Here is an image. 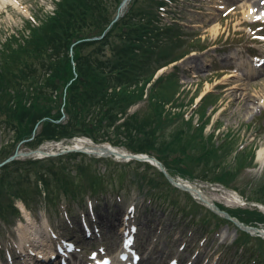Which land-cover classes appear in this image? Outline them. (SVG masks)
Returning <instances> with one entry per match:
<instances>
[{
    "label": "trees",
    "instance_id": "obj_1",
    "mask_svg": "<svg viewBox=\"0 0 264 264\" xmlns=\"http://www.w3.org/2000/svg\"><path fill=\"white\" fill-rule=\"evenodd\" d=\"M122 1L59 0L54 2V12H43V16L37 19L38 25L28 20L24 32L11 33L5 40L0 39V124L14 133V142L31 139L40 124L35 139L26 143L34 146L83 136L100 143L98 135L101 132L103 137L114 133L117 140L112 144L115 146L124 145L136 154L154 155L157 152L154 156L164 163L173 177L190 181L206 179L205 175L196 174L194 166L205 162L214 168L213 176L208 180L230 187L237 174L250 167L254 151L244 149L237 153L231 140L217 144L214 132L205 134L210 120L207 107L213 105L217 97L209 93L203 98L196 111L200 124L195 125L193 116L185 119L183 111L173 112L167 107L169 104L174 109L183 107L173 104L181 92L175 74L168 73L154 80L161 68L179 61L191 51L182 43V26L162 22L158 10L167 2L132 0L124 16L112 25L104 38L88 41L106 32ZM145 101L144 115L140 111L128 113L132 106ZM64 116L67 121L62 123ZM177 120L181 124L179 122L176 126L172 141L158 150L157 131ZM12 144L3 145L0 154L7 152ZM232 151L237 153L235 164L225 165L222 159ZM78 156L87 157L75 153L68 155L66 161L62 158L29 160L28 163L17 161L15 168L7 166L0 171V216L8 218V212L18 214L14 207L15 199L30 205L26 200L28 187L25 182L32 177L38 186L42 185L38 188L39 193L45 192L51 203H56L57 197L51 189L49 177L64 189L67 198L76 199L77 193H84L86 186L75 183L67 162L75 158L74 163L78 164L75 178L82 179L88 174L85 169H92L93 161L81 164L77 162ZM106 163L110 166L115 161L110 158ZM131 163L154 169L170 190L180 191L150 164L132 161L129 165ZM88 177L89 190L93 194L102 193L104 176L91 173ZM145 179L142 174L141 181ZM150 183L153 188L160 186L159 182ZM7 185H10L12 195L5 192ZM258 186L255 200L264 205V185ZM71 189L75 192H70ZM186 194L193 201L190 211L198 216L197 203L190 194ZM219 207L246 225L264 226V213L257 208L228 210L222 205ZM209 212L220 219L222 225L237 228L232 221ZM238 232L237 253L246 258L251 243L259 242V258H264V240L241 229ZM242 250L246 253L241 254ZM251 257L254 258V254Z\"/></svg>",
    "mask_w": 264,
    "mask_h": 264
},
{
    "label": "rangeland",
    "instance_id": "obj_2",
    "mask_svg": "<svg viewBox=\"0 0 264 264\" xmlns=\"http://www.w3.org/2000/svg\"><path fill=\"white\" fill-rule=\"evenodd\" d=\"M55 1L59 0H0V39L5 40V37L11 33L24 32L25 24L31 19L32 14L36 20H39L43 12L52 13L56 8ZM250 5L247 0H175L162 16L167 22L175 17L185 27L182 39L186 47L191 44L207 46L205 51L192 52L175 65L177 77L182 85V93L177 103L183 107L169 109L173 112H185L193 104L186 116L193 115L196 123L199 120L198 114L194 112L196 104L205 94L213 92L217 98L214 101L215 105L207 107V116L214 108L216 110L206 127V134L212 133L219 124L216 136L218 132L219 136L229 134L226 137L232 144L234 143L232 148L240 146L247 151H254L251 161L253 168L238 173V177L230 187L226 188L222 184L210 182L208 178H212L214 168L205 162L194 166L196 174L201 177L205 175L206 179L189 182L196 189L201 190L204 196L213 199L214 203L228 210L257 208L264 213V206L257 204L255 200L256 192L260 187L258 185H264V162H260L256 157L258 149L264 145V16L262 15L264 9L257 10L249 7ZM254 54L258 55L260 60L253 61ZM191 60L194 63H190ZM251 63L258 65L255 73L261 72L254 74L253 71L248 76L244 75L242 68ZM189 65L192 68H188ZM173 67L174 65H171L163 69L158 75L174 71ZM232 73L234 77H227V74ZM251 96L257 99L252 100ZM146 102L132 106L129 114L140 111L144 115ZM66 121V117L61 120L62 123ZM179 122L180 120H177L176 123L163 125L161 130L157 131L158 150H162L164 144L172 141V135L175 134ZM103 136V132L98 135L101 143L111 139L110 143L114 144L117 140L114 133L111 136ZM24 139L14 142V133L0 124V150L3 145L13 143V147L0 154V164L13 157L18 151L30 153L39 148H42L46 155L55 156L51 158L58 157L65 161L68 155L75 154L70 151L75 146L73 140H64L60 143L45 142L38 147L27 145L23 142L26 141ZM221 143V139L217 140V144ZM119 148L125 149L126 146L121 145ZM155 153L153 154L156 155ZM235 154L234 151L227 153L225 159H222L223 163L233 166ZM46 155L44 156L48 157ZM108 158L78 156L77 162L81 164L89 160L93 161L92 169L86 168L88 174L82 179L75 178L78 164L74 163L75 158H70L67 162L68 171L71 170L75 183L86 186L85 192L77 193L75 200L65 196L64 189L53 177H49V180L51 189L57 197L56 203L49 202L45 192L39 193L38 188L39 186L42 188V185L38 186L34 177L29 182H25L28 187L26 200L29 201V207L33 212L25 213L22 220H17V215L12 217L9 212L6 213L8 218L0 219V264L7 263L2 252L14 249V243H17L15 234L20 229L21 222L25 224L29 222V216L39 222L49 220L53 227L58 228L59 234L82 240H85L82 220L85 221L87 226L92 228L95 240L90 241V244L86 243L82 246L79 244L85 249L78 257L81 264H87L85 260L91 259L90 249L96 246V242L99 243L98 245H103L108 250L106 256H113L112 260H114L122 244L124 223H130L132 228L139 229V234H135L134 237H136V251L142 258L140 263L143 264L145 261L148 264H264V259H259L261 250L259 242L251 243V253L248 252L246 258L237 253L238 247L235 242L240 237V233L234 227H222L220 225L222 221L216 219L206 209L205 203H199V200L197 202L192 197L197 203L196 208L199 213V216H194L190 211L193 201L186 194L187 191L170 190L154 169H147L135 163L129 165L125 160L113 159L115 157L112 158L115 164L109 166L106 163ZM39 159V155L21 157L6 163L0 171L7 166L15 168L17 161L28 163L29 160ZM47 159L49 158L39 161H47ZM95 159H99L100 162L95 163ZM209 163L212 165V161ZM91 173H100L104 176L102 193L93 194L89 190L88 175ZM142 174L146 176L144 181H141ZM12 180L15 182L16 179L13 177ZM151 181L159 182L160 186L153 188ZM72 191L71 189L70 192ZM5 192L13 194L10 185L6 186ZM5 192L3 193L7 196ZM23 202L21 199H15L14 205L19 207ZM132 208L135 210L130 212ZM129 212L132 218L127 222ZM206 218L210 221V225L204 222ZM97 230L101 232L96 235L94 231ZM244 253L246 252L242 250L241 254ZM251 254L255 257L252 258ZM100 256H105L103 249L100 251ZM13 258L16 261L17 255L13 254ZM256 258L257 261L253 260Z\"/></svg>",
    "mask_w": 264,
    "mask_h": 264
},
{
    "label": "bare ground",
    "instance_id": "obj_3",
    "mask_svg": "<svg viewBox=\"0 0 264 264\" xmlns=\"http://www.w3.org/2000/svg\"><path fill=\"white\" fill-rule=\"evenodd\" d=\"M129 1L130 0H127V2L125 3V6H123V8H122V11L125 10V8H126V6H127ZM247 2L251 4L249 7H253L255 9H257V10H263L264 9V0H247ZM262 15L264 16V11H263ZM190 63H194V62H192V60H191ZM188 68H192V66L189 65ZM253 68H254L253 65L250 64L249 65L250 71H252ZM236 70H238V69H236ZM227 77H229V78L234 77V74L233 73L232 74H227ZM251 99L252 100H256L257 97L251 96ZM251 99H249V100L252 101ZM75 147L79 148L80 150L87 151L89 154H92L91 156H95V157H98V158L110 157V156H112L111 155L112 153H115V155H117L116 157L119 160L125 159L126 155L128 156V154H127L125 149L119 148V146H115V145H113L110 142H105L104 144H95V143L91 142V140H89L87 138H79V140H76L75 141ZM145 155H147V154H145ZM256 157H257V160H259L260 162H264V145L261 146L258 149ZM97 160H99V159H97ZM186 185L189 186L190 188L198 190V193H199V191H200V193L202 192L201 190L196 189V187L193 184L189 183V182H186ZM198 197H202V195L199 194ZM207 199H210L213 203L215 202L211 198H207ZM37 228L38 227H36V226H27L25 224H22L21 231H20L21 239L23 241L26 239L25 242L28 243V241L29 242L34 241V240L36 241V237L35 236H37L38 239H41L40 242L44 243L45 242L44 238H46V237L48 238V235L46 233H42V231H40V230L37 232V230H38ZM41 237H44V238H41ZM35 241H34V243H35ZM46 245L48 246L49 243H47ZM145 263L148 264L147 262H145ZM115 264H116V262H115ZM127 264H135V262L130 261Z\"/></svg>",
    "mask_w": 264,
    "mask_h": 264
},
{
    "label": "water",
    "instance_id": "obj_4",
    "mask_svg": "<svg viewBox=\"0 0 264 264\" xmlns=\"http://www.w3.org/2000/svg\"><path fill=\"white\" fill-rule=\"evenodd\" d=\"M126 2H127V0H124V2H123V3L121 4V6H120V9L123 8V6H125V3H126ZM121 16H122V13L119 12L118 15H117V17H116V20H115V21H117ZM74 151H77V152H84V153L89 154L87 151L80 150V149H75ZM40 152H41V150H37V151H34V152H30V153H20V152H16V154H15L13 157L9 158V159H8L7 161H5L4 163L0 164V168L3 167L6 163L12 162V161L17 160V159H19V158H21V157H26V156H27V157H31V156L37 155V154L40 153ZM111 155H112V156H113V155H114V156H117V155H115V153H112ZM125 159H134V160H140V161H151L153 164H155V165L159 168V170H160L161 172H163V173L167 176V178L170 180V182H171L172 184H174V185H176V186H178V187H180V188H182V189H184V190L190 191V192L194 191V189H192V188H190V187H188V186H186V185L178 184V183L176 182V180L173 179V178L170 176V174L168 173V171H167V169L164 167V165H163L160 161H158L157 159H155V158H152V159H151L149 156H138V155L128 154V156H127V155L125 156ZM197 193H198V192H197ZM202 200H204V202H206V204L210 205L211 208H213L218 214H223V213L220 211V209H219V208H218L213 202H209V201L206 200L203 196H202ZM238 225L241 226V227H243L244 229L250 231V232L256 231L255 229L245 227V226L242 225V224H239V223H238Z\"/></svg>",
    "mask_w": 264,
    "mask_h": 264
}]
</instances>
